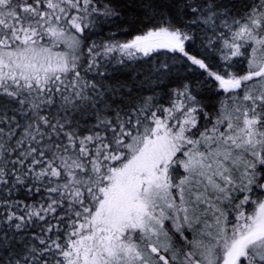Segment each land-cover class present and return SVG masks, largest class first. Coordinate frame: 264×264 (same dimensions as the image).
I'll list each match as a JSON object with an SVG mask.
<instances>
[{
	"label": "snow or ice",
	"instance_id": "1",
	"mask_svg": "<svg viewBox=\"0 0 264 264\" xmlns=\"http://www.w3.org/2000/svg\"><path fill=\"white\" fill-rule=\"evenodd\" d=\"M0 264H264V0H0Z\"/></svg>",
	"mask_w": 264,
	"mask_h": 264
},
{
	"label": "trees",
	"instance_id": "2",
	"mask_svg": "<svg viewBox=\"0 0 264 264\" xmlns=\"http://www.w3.org/2000/svg\"><path fill=\"white\" fill-rule=\"evenodd\" d=\"M105 31H108V30L106 29ZM21 198H22V196H21Z\"/></svg>",
	"mask_w": 264,
	"mask_h": 264
}]
</instances>
